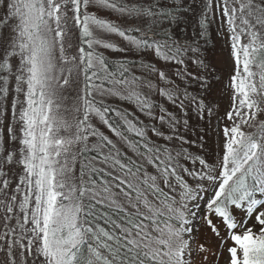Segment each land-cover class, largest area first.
Masks as SVG:
<instances>
[{
	"label": "snow or ice",
	"instance_id": "1",
	"mask_svg": "<svg viewBox=\"0 0 264 264\" xmlns=\"http://www.w3.org/2000/svg\"><path fill=\"white\" fill-rule=\"evenodd\" d=\"M221 260L264 264V0H0V264Z\"/></svg>",
	"mask_w": 264,
	"mask_h": 264
},
{
	"label": "rangeland",
	"instance_id": "2",
	"mask_svg": "<svg viewBox=\"0 0 264 264\" xmlns=\"http://www.w3.org/2000/svg\"><path fill=\"white\" fill-rule=\"evenodd\" d=\"M111 19H116L115 16H111ZM117 39L118 38H114ZM110 57H119L122 54L120 53H109ZM207 57L208 60L215 66L217 69V73L223 78L221 82L217 83L215 86L213 98L220 103L221 105V111H223L227 105H228V99L226 95H222V90L224 84L227 82V78L230 72V60H229V54L228 49L225 45V42L223 39H221L217 35V25H212L211 27V44L207 45ZM114 103L122 108H129L131 109V105L128 104H121L119 101H114ZM195 120L193 121V124H195ZM106 132L107 130L104 129ZM110 135V133H109ZM208 148L211 150L210 155L212 156V159L215 158V137L213 135L212 138L209 140ZM205 233L201 232V239L203 240L205 238ZM209 242L212 244H215L216 241L212 237H208ZM220 264H224V261L221 260Z\"/></svg>",
	"mask_w": 264,
	"mask_h": 264
},
{
	"label": "trees",
	"instance_id": "3",
	"mask_svg": "<svg viewBox=\"0 0 264 264\" xmlns=\"http://www.w3.org/2000/svg\"><path fill=\"white\" fill-rule=\"evenodd\" d=\"M192 23H194V20L189 22V26H188V32H189V34L191 33V30H192ZM177 34L178 35H183L182 33H179V32ZM208 44H211V28H210V40H209V43ZM78 168H79V165H77V169Z\"/></svg>",
	"mask_w": 264,
	"mask_h": 264
}]
</instances>
